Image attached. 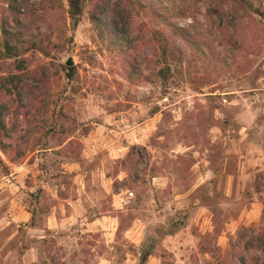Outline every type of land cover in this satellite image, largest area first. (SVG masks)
<instances>
[{
  "label": "rangeland",
  "instance_id": "374dc122",
  "mask_svg": "<svg viewBox=\"0 0 264 264\" xmlns=\"http://www.w3.org/2000/svg\"><path fill=\"white\" fill-rule=\"evenodd\" d=\"M164 1L0 0V102L12 73L36 94L5 117L0 264L264 261V0Z\"/></svg>",
  "mask_w": 264,
  "mask_h": 264
},
{
  "label": "trees",
  "instance_id": "16d2710c",
  "mask_svg": "<svg viewBox=\"0 0 264 264\" xmlns=\"http://www.w3.org/2000/svg\"><path fill=\"white\" fill-rule=\"evenodd\" d=\"M143 1L146 3V5H148L147 6L148 8L150 7V10L154 14H157L159 19H163L169 15L164 0H143ZM230 1L237 4L238 7L240 8L244 7L242 5L243 0H230ZM67 5H68L67 13H68V17L71 20V25H75L77 23L78 16L81 11V0H67ZM16 13L18 14V8L12 7L11 15L3 17L1 19L0 30L3 33L5 32L7 33L8 31L5 25H8L9 20H12L13 22L23 26V23L18 20ZM104 17L105 19L103 23H105L106 26L108 25L110 29H114L115 23L113 22V18H112L113 16L109 14L108 16L105 15ZM174 31L181 39L188 41V33L185 28L181 26H174ZM155 33L156 34L154 36L157 39L160 59L161 62H163V65L157 70V72L161 79H165L168 71V65L165 60L167 55L166 53L169 52L170 55H174V51L172 48L169 47L167 43V39L165 38V36L163 35L160 29H156ZM9 37L5 38L3 42L4 48L6 49L10 48V45H12L13 43V40ZM66 64L67 65H62V69L64 70L65 77L69 79L73 76L75 70L72 63H66ZM9 75L10 76L8 77L7 80L9 86L6 90V93L9 96L10 101L6 100L0 102V150L2 152H5L6 147L9 146L11 143L9 140L10 137L9 133L12 130V126L6 125L5 117L9 113H11V117L14 119H17L19 114L23 116L27 115L30 112V109L34 107L36 101L35 99L36 94L33 91L32 87H29L28 86L29 84L26 81L24 82L23 79H21V77L24 76V72H20L19 74L12 73ZM149 251H150V245L147 244L146 246H144V248H142V250L138 254V259L142 260L146 255L150 253ZM234 255L236 256L240 264H246L243 254L235 253ZM256 264H264V261H260L259 263Z\"/></svg>",
  "mask_w": 264,
  "mask_h": 264
},
{
  "label": "water",
  "instance_id": "95a60500",
  "mask_svg": "<svg viewBox=\"0 0 264 264\" xmlns=\"http://www.w3.org/2000/svg\"><path fill=\"white\" fill-rule=\"evenodd\" d=\"M66 63H72L70 60H66Z\"/></svg>",
  "mask_w": 264,
  "mask_h": 264
}]
</instances>
